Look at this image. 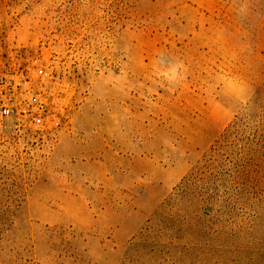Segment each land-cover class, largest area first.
<instances>
[{
  "label": "rangeland",
  "instance_id": "rangeland-1",
  "mask_svg": "<svg viewBox=\"0 0 264 264\" xmlns=\"http://www.w3.org/2000/svg\"><path fill=\"white\" fill-rule=\"evenodd\" d=\"M34 62L67 117L0 120V264H264V0H0Z\"/></svg>",
  "mask_w": 264,
  "mask_h": 264
},
{
  "label": "built area",
  "instance_id": "built-area-1",
  "mask_svg": "<svg viewBox=\"0 0 264 264\" xmlns=\"http://www.w3.org/2000/svg\"><path fill=\"white\" fill-rule=\"evenodd\" d=\"M61 86L42 63L0 73V120L11 119L38 132L58 129L67 117Z\"/></svg>",
  "mask_w": 264,
  "mask_h": 264
}]
</instances>
